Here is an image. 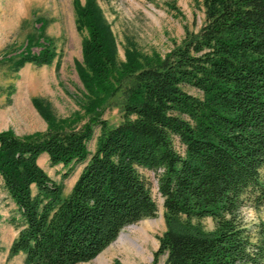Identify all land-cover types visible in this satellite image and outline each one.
Segmentation results:
<instances>
[{
    "label": "trees",
    "instance_id": "obj_1",
    "mask_svg": "<svg viewBox=\"0 0 264 264\" xmlns=\"http://www.w3.org/2000/svg\"><path fill=\"white\" fill-rule=\"evenodd\" d=\"M202 3L199 32L165 56L129 58L120 68L97 0H75L89 32L79 74L93 96L90 115L29 136L0 132V177L20 221L10 255L23 253L26 264L94 259L123 228L155 216L146 168L158 172L165 209L155 259L264 264V223L253 232L241 216L245 204L264 207V0ZM40 46L19 53L16 65L50 62L49 42ZM128 80L123 120L108 126L103 106ZM42 153L53 165L87 160L68 196L38 164ZM206 217L212 230L200 224Z\"/></svg>",
    "mask_w": 264,
    "mask_h": 264
},
{
    "label": "rangeland",
    "instance_id": "obj_2",
    "mask_svg": "<svg viewBox=\"0 0 264 264\" xmlns=\"http://www.w3.org/2000/svg\"><path fill=\"white\" fill-rule=\"evenodd\" d=\"M84 5L86 0H80ZM102 22L109 29L115 47L117 67L135 58L165 56L180 45L189 32H199L205 22L202 0H97ZM88 29L80 24L75 0H0V132L29 136L46 131L51 123H84L89 117L92 94L79 74L83 63V42ZM48 41L53 51L50 62L16 65L27 48L38 53L40 42ZM12 58V59H7ZM125 81L103 106L101 119L108 126L123 120ZM193 94L198 91L188 88ZM101 134L95 127L88 149L93 152ZM38 164L70 194L85 161L53 165L47 153ZM150 185L157 204L155 216L145 217L123 228L119 236L97 257L79 264H166V255L155 259L159 238L166 230L163 197L158 190V172L139 168ZM65 175V177H63ZM36 187L33 186V193ZM244 225L253 232L264 223V207L245 204ZM17 221H13V218ZM19 215L0 177V264H26L25 255H10L20 230ZM205 230L214 228L210 217L200 220ZM137 244L134 248L131 246ZM143 247L144 254L137 251ZM138 253L139 257L136 256Z\"/></svg>",
    "mask_w": 264,
    "mask_h": 264
},
{
    "label": "bare ground",
    "instance_id": "obj_3",
    "mask_svg": "<svg viewBox=\"0 0 264 264\" xmlns=\"http://www.w3.org/2000/svg\"><path fill=\"white\" fill-rule=\"evenodd\" d=\"M134 245H135V247L138 246L137 244H134ZM134 245L131 244V246H132L133 248H134ZM137 251L140 252V253H142V254L145 253L144 250H143V247H142V246L139 247V248L137 249ZM136 256L139 257L138 253L136 254Z\"/></svg>",
    "mask_w": 264,
    "mask_h": 264
}]
</instances>
